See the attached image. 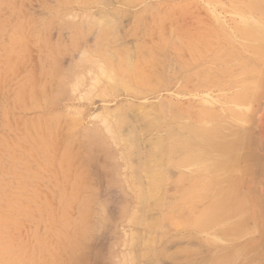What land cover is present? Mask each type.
Listing matches in <instances>:
<instances>
[{
	"label": "rangeland",
	"instance_id": "374dc122",
	"mask_svg": "<svg viewBox=\"0 0 264 264\" xmlns=\"http://www.w3.org/2000/svg\"><path fill=\"white\" fill-rule=\"evenodd\" d=\"M0 233V264H264V0H0Z\"/></svg>",
	"mask_w": 264,
	"mask_h": 264
},
{
	"label": "bare ground",
	"instance_id": "6f19581e",
	"mask_svg": "<svg viewBox=\"0 0 264 264\" xmlns=\"http://www.w3.org/2000/svg\"><path fill=\"white\" fill-rule=\"evenodd\" d=\"M99 2H100V1H99ZM106 13H107V12H106ZM101 14H103V13H101ZM104 14H105V13H104ZM104 14H103V15H104ZM109 15H110V14H109ZM95 17H96V16H95ZM102 17H103V16H102ZM110 17H111V16H110ZM112 17H113V16H112ZM114 17H115V16H114ZM110 19H111V18H110ZM93 20H94V17H93ZM99 20H100V19H99ZM101 20H102V19H101ZM101 20H100V21H101ZM112 21H113V20H112ZM116 21H117V20H116ZM108 22H109V20H108ZM116 23H117V22H116ZM116 23H115V25H116V27H118ZM109 24H110V23H109ZM258 25H259V24H258ZM250 29H251V28H250ZM118 30H119V28H118ZM251 30H252V29H251ZM252 31H253V30H252ZM26 40H27V39H26ZM168 40H169V39H168ZM166 41H167V40H166ZM170 41H171V40H170ZM117 42H118V41H117ZM167 42H168V41H167ZM171 42H172V41H171ZM21 44H22V43H21ZM171 44H172V43H171ZM107 46H108V45H107ZM20 47H21V45H20ZM105 47H106V46H105ZM109 47H110V46H109ZM176 47H177V46H176ZM101 49H102V48H101ZM103 49H104V47H103ZM140 50H141V49H140ZM140 50H139V51H140ZM93 51H94V50H93ZM93 51H92V52H93ZM131 51H132V50H131ZM131 51H130V52H131ZM108 52H109V51H108ZM126 52H127V51H126ZM130 52H129V53H130ZM83 54H84V53H83ZM83 54H82V55H83ZM108 54H110V52H109ZM132 54H133V52H132ZM257 54H258V53H257ZM262 54H263V53H262ZM127 55H128V52H127ZM130 55H131V54H130ZM88 56H89V55H88ZM111 56H112V52H111ZM132 56H133V55H132ZM90 57H91V56H90ZM127 57H128V56H127ZM82 58H83V56H82ZM122 58H124V57H122ZM128 58H130V57H128ZM128 58H127V59H128ZM84 59H86V58H84ZM127 59H126V60H127ZM101 60H102V59H101ZM139 60H141V59H139ZM82 61H84V63H85V60H82ZM123 61H125V60H123ZM129 61H130V59H129ZM143 61H144V60H143ZM89 62H90V59H89ZM94 62L96 63V60H95ZM94 62H93V63H94ZM130 62H131V61H130ZM141 62H142V60H141ZM86 63H87V61H86ZM127 63H128V60H127ZM100 64H101V63H100ZM102 64H103V63H102ZM102 64H101V65H102ZM129 64H130V63H129ZM144 64H145V63H144ZM86 66H87V65H86ZM102 67H103V66H102ZM116 67H117V66H116ZM130 67H131V66H130ZM75 68H76V67H75ZM98 68H99V67H98ZM109 68H110V67H109ZM134 68H135V67H134ZM100 69H102V68L100 67ZM102 70H104V69H102ZM81 71H83V70H81ZM76 72H77V71H76ZM99 72H101V71H99ZM111 72H112V71H111ZM83 73H84V72H83ZM137 73H138V72H137ZM243 73H244V72H243ZM103 74H104V72H102V73L99 74V75H103ZM110 74H111V73H110ZM110 74H109V75H110ZM59 75H60V74H59ZM111 75L113 76V72H112ZM105 76H106V75H105ZM138 76H139V75H138ZM101 77H103V76H101ZM109 77H110V76H109ZM57 78H58V77H57ZM105 78H106V77H105ZM117 78H118V77H117ZM135 78H136V77H135ZM102 79H104V78H102ZM119 79H120V78H119ZM107 80H111V81H112V79H110V78H108ZM117 80H118V79H117ZM117 80H115V81H117ZM136 80H137V78H136ZM58 81H59V80H58ZM113 83H115V82H113ZM56 85H57V84H56ZM247 87H248V86H247ZM249 88H250V87H249ZM251 90H252V89H251ZM230 91H231V90H230ZM207 95H208V94H207ZM246 95H247V94H246ZM208 96H209V95H208ZM247 96H248V95H247ZM248 102H250V100H249ZM159 103H160V102H159ZM159 103H158V104H159ZM219 104H220V103H219ZM226 104H227V103H226ZM159 105H160V107H162V104H161V103H160ZM159 105H157V106H159ZM166 105H167V104H165V102H164L163 108H164ZM222 105H225V104L222 103ZM227 105H228V104H227ZM153 106H155V105H153ZM167 106H168V105H167ZM169 107H172L171 104L169 105ZM173 107H174V106H173ZM237 107H239V106L237 105ZM240 107H244V106H240ZM246 107H247V106H245L244 108H246ZM158 108H159V107H158ZM165 108H166V107H165ZM216 108H217V107H216ZM169 109H170V108H169ZM140 110H141V109H140ZM160 110H161V109H160ZM162 110H164V109H162ZM162 110H161V111H162ZM174 110H175V109H174ZM221 110H222V109H221ZM137 111H138V108H137ZM144 111H145V110H144ZM144 111H142V112H143L142 114H144ZM178 111H180V110H178ZM135 112H136V111H135ZM145 112H146V111H145ZM163 112H166V111H163ZM163 112H161V113H163ZM169 112H170V111H169ZM173 112H174V111H173ZM176 112H177V110H176ZM116 113H117V112H116ZM140 113H141V112H140ZM121 114H122V113H121ZM148 114H149V113H148ZM154 114H155V112H154ZM156 114H157V113H156ZM163 114H164V113H163ZM114 115H115V114H114ZM145 115H146V114H145ZM145 115H144V116H145ZM184 115H185V114H184ZM152 116H153V115H152ZM164 116H166V113H165ZM164 116H162L163 119H165ZM176 116H178V115H176ZM142 117H143V116H142ZM145 117H148V116H145ZM155 117H156V116H155ZM158 117H159V116H158ZM173 118H174V116H173ZM128 119H129V118H128ZM159 119H160V118H159ZM125 120H126V118H125ZM143 120H144V119H143ZM144 121H145V120H144ZM178 121H179V120H178ZM182 121H183V120H182ZM212 121H213V120H212ZM126 122H127V120H126ZM152 122H153V121H152ZM164 122H165V121H164ZM135 123H138V122H135ZM154 123H155V121H154ZM171 123H172V122H171ZM185 123H186V122H185ZM193 123H195V122H193ZM119 124H121L120 119H119ZM133 124H134V123H133ZM151 124H152V123H151ZM195 124H197V123H195ZM169 125H170V124H169ZM213 125H216V124H213ZM223 125H224V123H223ZM133 126H134V125H133ZM165 126H166V124H165ZM226 126H227V125H226ZM168 127H169V126H168ZM228 127H229V126H228ZM135 128H136V127H135ZM224 128H225V127H224ZM242 128H243V127H242ZM105 129H106V128H105ZM116 129H117V128H116ZM151 129H152V128H151ZM207 129H208V128H207ZM163 130H165V128H164ZM186 130H187V129H186ZM195 130H197V129L195 128ZM195 130H194V131H195ZM214 130H215V129H214ZM218 130H219V129H218ZM225 130H226V129H225ZM240 130H241V128H240ZM139 131H141L140 128H139ZM143 131H144V130H143ZM146 131H147V130H146ZM166 131H167V129H166ZM219 131H222V130L220 129ZM223 131H224V130H223ZM223 131H222V133H223ZM233 131H234V130H233ZM236 131H237V130H236ZM107 132H108V131H107ZM163 132H164V131H163ZM167 132H168V131H167ZM198 132H199V130H198ZM210 132H211V131H210ZM213 132H214V131H213ZM216 132H218V131L216 130ZM225 132H226V131H225ZM120 133H121V132H120ZM169 133H170V129H169ZM226 133H227V132H226ZM133 134H134V133H133ZM158 134L160 135V133H158ZM170 134H171V133H170ZM172 134H173V133H172ZM224 134H225V133H224ZM233 134H234V133H233ZM84 135H85V134H84ZM131 135H132V133L130 134V137H131ZM214 135H217V134H214ZM227 135H228V134H227ZM121 136H122V134H121ZM167 136H168V135H167ZM123 137H125V136L123 135ZM159 137H161V136H159ZM162 137H163V136H162ZM162 137H161V138H158V137H157V142L159 143L160 139H161V141H160L159 144H157V146H155V148H156V147H160V149H161L162 144H165V143L167 142V141H165V142L162 141ZM131 138H132V137H131ZM158 139H159V140H158ZM229 139H230V138H229ZM234 139H235V138H234ZM234 139H233V140H234ZM236 139H237V138H236ZM129 140H130V139H129ZM129 140H128V141H129ZM190 140H192V139H190ZM190 140H189V141H190ZM92 141H93V140H92ZM154 141H156V139H155ZM184 141H186V140H184ZM225 141H227V140L225 139ZM237 141H238V139H237ZM148 142H150V141H148ZM163 142H164V143H163ZM170 142H171V141H170ZM210 142H211V141H210ZM219 142H220V141H219ZM219 142H217V143H219ZM233 142H235V141H233ZM238 142H239V141H238ZM184 143H185V142H184ZM213 143L216 144V141H214ZM222 143H223V142H222ZM229 143H231V142H229ZM235 143H236V142H235ZM242 143H243V141H242ZM242 143H241V144H242ZM81 144H82V143H81ZM192 144H193V143H192ZM192 144H191V145H192ZM231 144H232V143H231ZM231 144H230V145H231ZM135 145H136V144H135ZM165 145H166V144H165ZM167 145H168V144H167ZM179 145H180V144H179ZM226 145H227V144H225V143H223V144H219V145L216 144V148H217V149L219 148V151H221V150H223V149L226 150V148L228 147V146H226ZM238 145H239V143H238ZM238 145L236 146L237 149H239V148L241 149V146H242V145H241L239 148H238ZM169 146H170V145H169ZM134 147H135V146H133V148H134ZM137 147L139 148V150H141L140 147H139V144L137 145ZM137 147H136V148H137ZM152 147H153V146H152ZM165 147L167 148V146H164V148H165ZM182 147H183V146H182ZM193 147H194V146H193ZM206 147H207V146H206ZM130 148H131V147H130ZM136 148H134V149H136ZM142 148L144 149V146H143ZM164 148H163V150H164ZM191 148H192V147H191ZM231 148L234 149L233 146H231ZM158 149H159V148H158ZM187 149H188V148H187ZM187 149H186V150H187ZM217 149H216V150H217ZM229 149H230V147L227 148V150H228L227 153L229 152V153L234 154V150H231V149H230L231 151H229ZM30 150H31V149H30ZM149 150L151 151V149H149ZM167 150H168V148L166 149V152H167ZM169 150H170V149H169ZM198 150H199V149H198ZM24 151L26 152V150H24ZM46 151H47V148H46ZM136 151H138V149H137ZM147 151H148V150H147ZM152 151H154V150L152 149ZM217 151H218V150H217ZM232 151H233V152H232ZM130 152H131V151H130ZM132 152H133V151H132ZM139 152H140V151H139ZM142 152H143V150H142ZM163 152H164V151H163ZM163 152H162V153H163ZM168 152H169V151H168ZM171 152H172V151H171ZM237 152H238V151H237ZM133 153H134V152H133ZM133 153H132V156L134 155ZM136 153H138V152H136ZM207 153H208V152H207ZM214 153H215V152H214ZM26 154H27V153H26ZM138 154H139V153H138ZM138 154H136V156H137ZM166 154H167V153H165V156H167ZM169 154H170V152H169ZM169 154H168V155H169ZM129 155H130V154H129ZM139 155H140V154H139ZM153 155H154V152H151V156H152V157H153ZM192 155H193V154H192ZM214 155H215V154H214ZM242 155H243V154H242ZM70 156H71V155H69V157H70ZM80 156H81V155H80ZM130 156H131V155H130ZM142 156H144V153H143ZM189 156H190V155H189ZM128 157H129V156H128ZM134 157H135V155H134ZM137 157H138V161H139L140 156H137ZM197 157H198V156H197ZM200 157H201V156H200ZM200 157H199V159H200ZM204 157H205V156H204ZM229 157H230V156H229ZM195 158H196V157H195ZM202 158H203V157H202ZM202 158H201V159H202ZM209 158H211V157H209ZM232 158H234V157H232ZM236 158H237V157H236ZM165 159H166V157H165ZM167 159H168V158H167ZM170 159H171V158H170ZM170 159H169V160H170ZM172 159H174V158H172ZM140 160H141V159H140ZM161 160H162V159H161ZM161 160L159 159V161H161ZM174 160H175V159H174ZM196 160H198V159H196ZM217 160H218V159H217ZM217 160H216V161H217ZM219 160H220V159H219ZM219 160H218V161H219ZM159 161H158V162H159ZM164 161H165V160H164ZM164 161H163V162H164ZM166 161H167V160H166ZM187 161H188V160H187ZM194 161H195V159H194ZM218 161H217V162H218ZM221 161H222V162H220V163H222V164H220V167L223 168V161H224V160L221 159ZM225 161H226V160H225ZM225 161H224V162H225ZM228 161H230V160H228ZM228 161H227V162H228ZM139 162H141V161H139ZM144 162H145V161H144ZM152 162H153V161H152ZM152 162L146 160V163H145V164H146L148 167L152 168V167H151V166H153ZM214 162H215V161H214ZM214 162H213L212 164H215ZM217 162H216V163H217ZM227 162H226V163H227ZM153 163H155V162H153ZM166 163L168 164V162H166ZM218 163H219V162H218ZM229 163H230V164H231V163L233 164V162H229ZM139 164H140V163H139ZM159 164H160V162H159ZM159 164H158V165H159ZM164 164H165V163H164ZM183 164H184V163H183ZM185 164H186V162H185ZM208 164H209V163H208ZM212 164H211V165H212ZM143 165H144V163H143ZM172 165H173V164H172ZM181 165H182V164H181ZM181 165L178 166V167H181ZM156 166H157V165H156ZM159 166H160V165H159ZM159 166H158V167H159ZM182 166L184 167V165H182ZM216 166H217V165H216ZM216 166H215V167H216ZM227 166H228V165H227ZM230 166H231V165H230ZM234 166H235V165H234ZM110 167H111V166H110ZM160 167H161V166H160ZM173 167H176V166H173ZM183 167H182V169H183ZM225 167H226V166H225ZM146 168H147V167H146ZM164 168H165V167H164ZM169 168H170V167H169ZM228 168H229V167H228ZM148 169H149V168H148ZM157 169H158V168H157ZM210 169H211V168H210ZM212 169H213V168H212ZM231 169H232V168H231ZM165 170H166V168H165ZM167 170H168V169H167ZM176 170H177V169H176ZM185 170H186V169H185ZM213 170H214V169H213ZM225 170H227V169L225 168ZM161 171H162V170H161ZM186 171H187V170H186ZM189 171H190V170H189ZM211 171H212V170H211ZM190 172H191V171H190ZM161 173H163V172H161ZM164 173H165V172H164ZM166 173H167V172H166ZM185 173H186V172H185ZM191 173H193V172H191ZM167 174H168V173H167ZM182 174H184V173H182ZM186 174H187V173H186ZM194 174H195V173H194ZM159 175H160L159 171H152V173L149 174L148 179L151 180V183H150L151 185H150L148 188H146L145 190H144V187H143V190L141 191L142 193H140V194H141V195H140L141 198H143L144 200L146 199L144 203H148V202H146V201H147V198H149V197L152 198V200H153L154 202L157 200L155 197L153 198V197H151V196H153L152 194H157V193L159 192V187H160L159 181L161 180V179H159V178H161V177L163 176L162 174L160 175L161 177H160ZM202 175H203V174H202ZM202 175H201V176H202ZM143 176H144V175H143ZM197 176H199V175H197ZM212 176H213V175H212ZM214 176H215V175H214ZM236 176H237V175H236ZM144 177H145V176H144ZM163 177H165V175H164ZM202 177H203V176H202ZM215 177H216V176H215ZM199 178H201V177H199ZM199 178H198V179H199ZM236 178H237V177H236ZM236 178H235V176H233L231 179H229L228 182L226 183L227 186H225V188H223V192L226 194V189H227V190L229 191L231 197H232L233 192H234V187H235L236 184H237V183H236V181H237ZM144 179H145V178H144ZM156 179H157V180L159 179L158 183L155 182ZM164 180H165V178H164ZM213 181H214V183H215V180H213ZM160 182H162V181H160ZM163 182H164V181H163ZM147 183H149V182H147ZM164 183H165V182H164ZM212 183H213V182H212ZM142 184L144 185L145 183H142ZM142 184H141V185H142ZM237 185H238V184H237ZM139 186H140V185H139ZM145 186H146V185H145ZM146 187H147V186H146ZM138 188L141 190V187H138ZM239 188L241 189V187H239ZM248 188H250V187H248ZM238 190H239V189H238ZM238 190H237V191H238ZM190 191H191V190H190ZM193 191H194V190H193ZM237 191H236V192H237ZM239 192H240V191H238L237 193H239ZM135 193H136V192H135ZM176 193H177V192H176ZM138 194H139V193H138ZM158 194H159V193H158ZM183 194H186V193H183ZM190 194H191V193H190ZM192 194H193V193H192ZM135 195H136L135 197H137V193H136ZM187 195H189V194H187ZM199 195H200V194H199ZM226 195H229V194H226ZM234 195H235V193H234ZM234 195H233V196H234ZM154 196H155V195H154ZM157 196H158V195H157ZM204 196H205V195H204ZM223 196H224V195H223ZM235 196H236V195H235ZM138 197H139V196H138ZM165 197H166V195L164 196V198H165ZM179 197H180V196H179ZM207 197H208V196H207ZM241 197L243 198V195H242ZM244 197H245V196H244ZM253 197H254V196H253ZM150 198H149V199H150ZM229 198H230V197H229ZM238 198H239V195H238ZM254 198H255V197H254ZM64 199H65V198H64ZM138 199H139V198H137V200H138ZM167 199H168V198H167ZM173 199H174V198H173ZM185 199H186V198H185ZM185 199H184V201H185ZM207 199H208V198H207ZM233 199H234V198L231 199V200H232V203H234L233 201H235V199H234V200H233ZM186 200H187V199H186ZM190 200H191V199H190ZM193 200H194V199H193ZM253 200H254V199H253ZM142 201H143V200H142ZM161 201H162V200H161ZM161 201H160V202H161ZM181 201H182V200H181ZM184 201H183V202H184ZM200 201H201V200H200ZM202 201H204V200H202ZM241 201L243 202V200H241ZM160 202H159V203H160ZM179 202H180V201H179ZM185 202H186V201H185ZM187 202H189V201L187 200ZM235 202H236V201H235ZM159 203H158V204H159ZM220 203H223V201L221 202V200H220ZM220 203H219V201H218V204H220ZM239 203H240V201H239ZM239 203L236 202V203H235L236 206H238ZM161 204H162V203H161ZM161 204H160V206H161ZM146 205H147V204H146ZM197 205H198V204H197ZM200 205H201V204H200ZM200 205H199V206H200ZM216 205H217V203H216ZM243 205H244V204H243ZM147 206H148V205H147ZM177 206H178V205H177ZM177 206H176V207H177ZM181 207H182V206H181ZM196 207H197V206H196ZM234 207H235V205H233L232 208H234ZM248 207H249V206H248ZM254 207H255V206H254ZM41 208H42V207H41ZM101 208H102V207H101ZM141 208H143V207H141ZM147 208H148V207H146V209H147ZM155 208H157V207H155ZM246 208H247V206L245 207V209H246ZM27 209H28V208H27ZM37 209H38V208H37ZM139 209H140V208H139ZM181 209H182V208H181ZM197 209H198V208H197ZM240 209H241V208H240ZM168 210H169V209H168ZM190 210H191V209H190ZM215 210H216V209H215ZM237 210L239 211L238 208H237ZM246 210H248V208H247ZM25 211H26V210H25ZM39 211L42 212V210H39ZM39 211H38V212H39ZM141 211H142V209H141L139 212H141ZM143 211H144V210H143ZM145 211L148 212V210H145ZM145 211H144V212H145ZM155 211H156V210H155ZM179 211H180V210H179ZM191 211H192V210H191ZM234 211H235V209H234ZM147 212H146V213H147ZM160 212H162V211H160ZM170 212H171V211H170ZM193 212H194V211H193ZM137 213H138V212H137V210H136V214H137ZM151 213H152V212H151ZM163 213H165V212H163ZM213 213H214V212H213ZM1 214H2V213H1ZM139 214H140V213H139ZM141 214H142V213H141ZM234 214H235V212H232L233 217L235 216ZM142 215H144V213H143ZM227 215H228V214H226V216H227ZM3 216H4V214H3ZM139 216H140V215H139ZM161 216H162V215H161ZM164 216H165V215H164ZM226 216H225V217H226ZM230 216H231V215H230ZM230 216H228V217H230ZM36 217H37V216H36ZM142 217H143V216H142ZM225 217H224V219H225ZM248 217H249V216H248ZM248 217H247V218H248ZM41 218H42V217H41ZM99 218H100V217H99ZM196 218H197V217H196ZM136 219H139V218H136ZM174 219H176V217H174ZM239 219H240V218H239ZM134 220H135V219H134ZM139 220H140V219H139ZM176 220H177V219H176ZM206 220H207V219H206ZM206 220H205V221H206ZM221 220H222V219H221ZM8 221H9V220H8ZM8 221H7V222H8ZM224 221H225V220H224ZM244 221H245V220H244ZM250 221H251V220H250ZM9 222H10V221H9ZM154 222H155V221H154ZM192 223H193V222H192ZM223 223H224V222H223ZM242 223H243V222H242ZM179 224H180V223L178 222V225H176L177 228H178V226H180ZM221 224H222V223H221ZM221 224H220V225H221ZM156 225H157V223H156ZM225 225H227V223H226ZM248 225H249V224H248ZM252 225H253V224H252ZM11 226H12V225H11ZM153 226H154V224H153ZM195 226H196V225H195ZM217 226H218V225H217ZM229 226H230V225H229ZM234 226H235V225H234ZM12 227H13V226H12ZM12 227H11V228H12ZM220 227H223V226H220ZM238 227H239V225H238ZM240 227H241V226H240ZM240 227H239V228H240ZM254 227H255V226H254ZM8 228H9V227H8ZM175 228H176V227H175ZM224 228H225V227H224ZM226 228H227V227H226ZM230 228H231V226H230ZM252 228H253V227H252ZM195 229H196V228H195ZM206 229H207V228H206ZM220 229H221V228H220ZM220 229H219V230H220ZM248 229H249V227H248ZM197 230H198V229H197ZM211 230H212V229H211ZM222 230H223V229H222ZM235 230H237V229H234V231H235ZM246 230H247V229H246ZM255 230H256V228H255ZM213 231H214V230H213ZM226 231H227V230H226ZM230 231H231V230H230ZM214 232H216V231H214ZM219 232H220V231H219ZM227 232H228V231H227ZM237 232H238V231H237ZM237 232H236V233H237ZM8 233H9V232H8ZM210 233H211V232H210ZM222 233H223V232H222ZM0 234H1V233H0ZM219 234H220V233H219ZM229 234H231V232H229ZM234 234H235V233H234ZM239 234H240V233H239ZM244 234H245V233H244ZM248 234H249V233H248ZM193 236H194V235H193ZM234 236H235V235H234ZM215 238H216V237H215ZM243 238H244V237H243ZM243 238H242V239H243ZM146 239H147V238H146ZM146 239H145V240H146ZM225 239H226V237H225ZM230 239H231V238H230ZM242 239H241V241H242ZM244 239H245V238H244ZM250 239H251V238H250ZM148 240H149V239H148ZM150 240H152V239H150ZM216 240H217V239H216ZM220 240H221V239H220ZM217 241H218V240H217ZM2 242H3V241H2ZM40 242H41V241H40ZM237 242H238V240H237ZM246 242H247V241H246ZM38 243H39V242H38ZM38 243H37V246H38ZM35 244H36V243H35ZM42 244H43V243H42ZM10 246H11V245H10ZM13 247H14V246H13ZM34 247H35V246H34ZM10 248H11V247H10ZM34 249H35V248H34ZM37 249H38V248H37ZM40 249H41V248H40ZM216 249H217V248H216ZM240 249H241V248H240ZM43 250H44V248H43ZM234 250H235V249H234ZM237 250H238V249H237ZM249 250H250V249H249ZM26 251H28V250H26ZM29 251H30V250H29ZM34 251H35V250H34ZM218 251H219V249H218ZM225 251H226V250H225ZM238 251H239V250H238ZM18 252H20V251H18ZM22 252H23V250H22ZM24 252H25V250H24ZM42 252H43V251H42ZM213 252H214V251H213ZM213 252H212V253H213ZM220 252H221V251H220ZM230 252L232 253V251H230ZM25 253H26V254H29V252H28V253L25 252ZM228 253H229V252H228ZM233 253H234V252H233ZM236 253H237V251H236ZM236 253H235V254H236ZM239 253H240V252H239ZM43 254L45 255V252H44ZM43 254H42V255H43ZM213 254H214V253H213ZM213 254H211V256H212ZM225 254H226V253H225ZM235 254H234V255H235ZM20 255H21V254H20ZM39 255H40V254H39ZM48 255H49V254H48ZM232 255H233V254H232ZM234 255H233V256H234ZM208 256H209V255H208ZM220 256H221V255H220ZM222 256H223V255H222ZM222 256H221V257H222ZM225 256H226V255H225ZM228 256L231 257V254H230V253L227 254V256H226L225 258H227ZM22 257H23V256H22ZM24 257H25V255H24ZM24 257H23V259H24ZM206 257H207V256H206ZM217 257H218V256H217ZM217 257H216V258H217ZM221 257H220V258H221ZM238 257H239V256H238ZM209 258H210V257H209ZM214 258H215V257H214ZM225 258H224V259H225ZM228 258H229V257H228ZM234 258H235V257H234ZM236 258H237V257H236ZM240 258H241V257H240ZM232 259H233V258H232ZM232 259H230V260H232ZM2 260H3V259H2ZM190 260L192 261V259H190ZM207 260H208V258L206 259V261H207ZM219 260H220V259H219ZM221 260L223 261V259H221ZM226 260H228V259H226ZM230 260H229V262H231ZM237 260H238V258H237ZM240 260H241V259H240ZM204 261H205V260H204ZM204 261H201V262L204 264V263L206 262V261H205V262H204ZM222 261H221L220 263H222ZM3 262H4V261H3ZM10 262H11V261H10ZM42 262H43L42 264H45V259H42ZM55 262H56V261H55ZM213 262H214V261H213ZM213 262H212V263H213ZM218 262H219V261H217L216 263H218ZM235 262H236V261H235ZM192 263H193V262H192ZM195 263H198V262H195ZM202 263H201V264H202ZM216 263H214V264H216ZM220 263H219V264H220ZM224 263H225V262H224ZM244 263H245V262H244ZM10 264H11V263H10ZM190 264H191V262H190ZM207 264H208V263H207Z\"/></svg>",
	"mask_w": 264,
	"mask_h": 264
}]
</instances>
